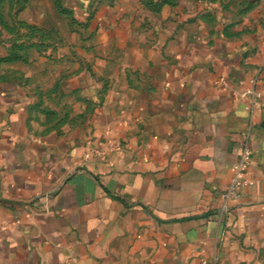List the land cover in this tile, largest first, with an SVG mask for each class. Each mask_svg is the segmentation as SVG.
Wrapping results in <instances>:
<instances>
[{
	"label": "crops",
	"instance_id": "0c3cea01",
	"mask_svg": "<svg viewBox=\"0 0 264 264\" xmlns=\"http://www.w3.org/2000/svg\"><path fill=\"white\" fill-rule=\"evenodd\" d=\"M76 1L109 84L62 137L0 88V264H264V0ZM246 131L254 184L226 202Z\"/></svg>",
	"mask_w": 264,
	"mask_h": 264
},
{
	"label": "rangeland",
	"instance_id": "374dc122",
	"mask_svg": "<svg viewBox=\"0 0 264 264\" xmlns=\"http://www.w3.org/2000/svg\"><path fill=\"white\" fill-rule=\"evenodd\" d=\"M76 0H0V88L27 90L38 132L74 133L93 114L95 88L113 67L115 50ZM264 26V18H260ZM29 98V97H28Z\"/></svg>",
	"mask_w": 264,
	"mask_h": 264
},
{
	"label": "built area",
	"instance_id": "2783aa9c",
	"mask_svg": "<svg viewBox=\"0 0 264 264\" xmlns=\"http://www.w3.org/2000/svg\"><path fill=\"white\" fill-rule=\"evenodd\" d=\"M254 82V81H253ZM216 86L222 90H228L233 88L230 82L225 78H220L216 81ZM241 97H249L250 105L248 107L251 113L254 112V109L259 105L261 94L255 89H250L243 92ZM241 146V156L239 161L235 164L232 169V178L230 180L229 185L226 189L220 190L217 187H214V191L217 192L224 201L229 202L239 197V191L241 188H246L252 186L254 181L250 179L247 175V172L253 161V150L250 146V131H246L242 135V139L240 142ZM97 157H105V152L96 151ZM89 158L90 155H87ZM60 264H70L69 262H63Z\"/></svg>",
	"mask_w": 264,
	"mask_h": 264
}]
</instances>
